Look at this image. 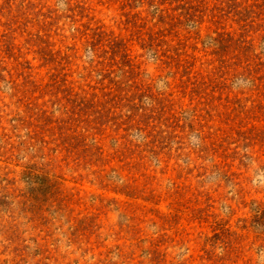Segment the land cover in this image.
Returning <instances> with one entry per match:
<instances>
[{"label":"rangeland","instance_id":"obj_1","mask_svg":"<svg viewBox=\"0 0 264 264\" xmlns=\"http://www.w3.org/2000/svg\"><path fill=\"white\" fill-rule=\"evenodd\" d=\"M0 264H264V0H0Z\"/></svg>","mask_w":264,"mask_h":264}]
</instances>
